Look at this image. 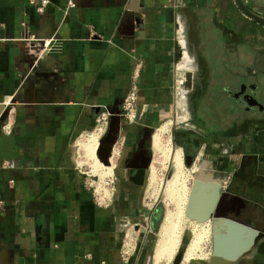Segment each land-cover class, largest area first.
I'll use <instances>...</instances> for the list:
<instances>
[{
	"label": "crops",
	"instance_id": "1",
	"mask_svg": "<svg viewBox=\"0 0 264 264\" xmlns=\"http://www.w3.org/2000/svg\"><path fill=\"white\" fill-rule=\"evenodd\" d=\"M68 1L50 0L39 12L29 0H0V264H146L139 249L121 259L116 225L133 224L142 214L153 218L143 191L152 163L147 135L179 117L173 73L180 58L184 68L192 58L204 77L200 121L189 118L198 127L180 129L192 132L194 145L186 150L178 144L181 157L201 155L221 179L228 202L220 210L240 211L246 204L257 210L262 223L249 225L258 234L238 263L251 264L256 246L264 264V121L232 120L224 79L223 115L208 116L217 74L260 71L264 91V24L246 16L236 0ZM241 1L264 16V0ZM31 32L54 37L52 50L33 66L18 41ZM213 36L221 41L208 46L209 59L202 43ZM132 85L137 121L122 122V142L113 133L117 150L112 139L100 142L102 158L119 151L111 208L97 203L75 145L93 129L99 111L121 110ZM10 104L6 133L1 124ZM202 147L206 151L197 152Z\"/></svg>",
	"mask_w": 264,
	"mask_h": 264
},
{
	"label": "rangeland",
	"instance_id": "2",
	"mask_svg": "<svg viewBox=\"0 0 264 264\" xmlns=\"http://www.w3.org/2000/svg\"><path fill=\"white\" fill-rule=\"evenodd\" d=\"M206 42V38L204 40ZM221 41L220 37H215L213 36L208 38V42L202 43V50L204 51V55H206L209 59L213 58V53L211 52L212 49H209L208 46H212L215 48V46ZM215 50V49H214ZM216 51V50H215ZM183 59L180 58L178 61H176V64L174 66V91H175V97L177 101V105L180 106L179 108L181 109V112L179 114V117H176L174 120H171L170 125L168 124V132L162 137V141L165 143L170 142V153L164 154L161 153L158 150H155L152 144V136L156 132V128L163 123L164 121H161L160 124L156 125L155 128L152 129L151 133L149 134L147 138V144L150 147V151L152 153V163L148 169V174L147 178L144 184V194L146 196L145 198V207L149 209L152 208L154 210L155 215L159 217L158 221L156 219L147 218V226L146 228L139 232L136 240V250L139 249V254L142 253L146 259V264H171L173 261V258L175 257L176 254L180 253L181 257L183 258L184 251L186 250L187 247H189L190 243L193 241L195 238L197 232L200 234V241L198 242V245L196 248H194V259L190 262H184L185 264H207L208 257L210 255V249H211V221H206V222H198L192 219H189L185 216V218H181L179 226V240H178V245L177 247L175 245L169 246L168 244L164 243V240L161 237L159 228L160 225L163 221L164 215L166 211L168 210H174L175 209V203L173 201V196L169 195L166 187H167V182L169 179L172 177V174L174 172V166H173V153L180 148L178 143L173 137V131L177 129H186L189 128V125L198 127V125L194 122V120L190 119L191 118V113L188 108V96H189V90L191 87V84L194 82L196 79V72L194 70V67L196 66V62L194 60L189 61V66L186 68L181 67L180 63ZM212 62V61H211ZM215 63L218 62V60L213 61ZM220 73V72H216ZM214 77L213 81V89H218L220 85L223 83L224 79L226 81V84H228L230 87L234 86V83L236 84L237 80L236 78L233 77V74H228V75H219L217 74ZM216 78V80H215ZM235 81V82H234ZM213 91V95H214ZM228 104L231 106H236L232 103V100L225 97L224 98ZM259 100L264 105V91L261 89L260 91V96ZM206 102V101H205ZM208 104L211 106L209 111L211 113L208 115H212V118L216 120V118L220 115H223V108H221L223 104V97L220 95L212 96L208 102ZM204 107H200V112H203ZM231 110V109H229ZM239 110V109H238ZM261 114L264 115V110L261 112ZM176 121V123H175ZM215 125H213L214 127ZM178 127V128H177ZM191 129V128H189ZM195 129V128H193ZM196 130V129H195ZM93 129L89 132H92ZM88 133V132H87ZM107 133V131H106ZM106 133L104 134L103 137L106 136ZM78 139V140H77ZM76 140V151H77V164L82 166V168L87 172V174L95 173L99 176V181L97 180V177H89L90 179L94 180L93 186L97 187L98 185L101 187H105L108 189L110 192V185L105 184V178L100 170L99 167L95 166L93 163L94 161L90 159L89 157L86 156L85 150L82 148V144L85 142H88L90 139H95L99 140L97 137L94 135L92 136H85L82 135L81 137L77 138ZM163 142V143H164ZM112 147L116 149L115 144L113 142L111 143ZM152 145V146H151ZM221 144L219 143L217 148H220ZM214 149V148H213ZM229 148L227 146L225 147V150L228 151ZM238 149V148H237ZM179 150V149H178ZM73 151V148H72ZM199 151H206L205 147L199 148L197 152ZM195 153V155L197 154ZM184 154V152H183ZM111 156V154H110ZM201 155H198V159H195L194 163L192 165H187L185 163V159L183 157L182 159V164H183V173H184V178H185V185L187 190L190 191L191 189V183L194 174L196 173V170L199 168L198 165L201 163ZM98 169V170H97ZM206 171L209 172V170L206 168ZM102 175V177H101ZM214 178H217L218 176L214 174ZM222 183L220 186V192L222 190ZM92 186V187H93ZM92 190V188H91ZM190 193V192H189ZM188 193V194H189ZM157 212H156V211ZM220 211L224 212L226 216H229V209H221ZM191 220V221H190ZM157 222V223H156ZM127 226L126 229H129L136 234V230L133 229V224H129V222H126ZM125 223V224H126ZM183 223V224H182ZM130 227V228H129ZM132 227V229H131ZM197 227V228H195ZM195 228V229H194ZM201 228V229H200ZM203 228V229H202ZM203 231H206L205 233ZM178 232V231H177ZM196 232V233H195ZM203 232V233H202ZM203 236V237H202ZM164 245L167 249L164 250L163 253L159 251V248L161 245ZM255 250H252V253ZM158 252V254H157ZM251 256V253L248 255ZM247 256H245L246 258ZM243 259V258H242ZM182 259L178 264H184Z\"/></svg>",
	"mask_w": 264,
	"mask_h": 264
},
{
	"label": "water",
	"instance_id": "3",
	"mask_svg": "<svg viewBox=\"0 0 264 264\" xmlns=\"http://www.w3.org/2000/svg\"><path fill=\"white\" fill-rule=\"evenodd\" d=\"M236 2L246 16L264 24V16L250 10L241 0H236ZM115 120L116 116L112 115L105 136L106 139H112L111 143L113 142ZM184 159L187 165H192L196 156L186 155ZM200 168L206 171L207 166L201 162ZM208 173H210V177L194 174L185 215L187 218L199 222L211 221V249L207 264H239L240 258L246 255L254 245L258 231L220 211L219 204L228 202L220 193L222 181L219 178H214L211 171ZM181 259V254L178 253L171 264H178Z\"/></svg>",
	"mask_w": 264,
	"mask_h": 264
},
{
	"label": "built area",
	"instance_id": "4",
	"mask_svg": "<svg viewBox=\"0 0 264 264\" xmlns=\"http://www.w3.org/2000/svg\"><path fill=\"white\" fill-rule=\"evenodd\" d=\"M248 1V0H244ZM50 0H29L30 4H34L36 9L39 12H43L48 5ZM68 5H73L71 0L68 1ZM23 44V52L27 53V56L30 57L31 65L37 64V62L43 58L46 54H48L52 48L54 43L53 35L50 36H42L37 33H25L21 38L18 39ZM9 102V101H8ZM10 103V102H9ZM121 110L118 113H111L107 109H102L95 115V125L93 127V131H99L102 134V137L106 133L109 125V121L112 115L116 116V120L113 125V133L117 135L119 138V142H122L123 137L120 135L122 130V122L126 121L128 123H133L137 121L140 108L138 107L137 102V88L135 85H132L131 88L125 93V95L120 99ZM14 107L10 104V108L7 110V119L4 123L1 124V129L3 132H10L11 130V121L10 115L13 112ZM119 154V151H112L111 156L104 158L103 163L108 165L111 168L112 173L105 175L104 178L105 184L110 187V195L105 196L102 190L97 191V187L93 186L94 180L90 179L91 177H97L99 181V176L95 173L86 174L89 178V187L92 188V193L96 198L97 203L104 205L106 207L114 208L113 204H111V197L114 190V170L116 167V163L114 162L115 156ZM93 186V187H92ZM102 196V197H101ZM3 204L2 199L0 198V208ZM150 208V207H149ZM147 215L142 214L138 218L137 222L133 223V229L136 230V234H134L130 229H126L127 223L126 221H120L116 227L118 234H122L121 237V245L119 248V254L123 261H127L133 256L136 252V240L139 232L143 231L147 226ZM126 223V224H125ZM130 228V227H129ZM132 229V227H131Z\"/></svg>",
	"mask_w": 264,
	"mask_h": 264
},
{
	"label": "flooded vegetation",
	"instance_id": "5",
	"mask_svg": "<svg viewBox=\"0 0 264 264\" xmlns=\"http://www.w3.org/2000/svg\"><path fill=\"white\" fill-rule=\"evenodd\" d=\"M261 74L262 73L260 71L251 73L248 68H244L233 73V77L238 79L236 84L234 83L233 87L225 90L226 85L222 83L218 89H215L214 96L218 94L222 97L225 90L228 98L232 100L234 105L236 104V106H232L231 108V113L234 115L232 116V120L238 119L241 122L247 121V124L253 121L257 126H260L263 123L264 120L261 112L264 110V107L259 100L260 91L262 89L260 85V76H262ZM194 81L195 83L193 82L191 84L189 90L188 108L191 113V118L199 122V109L201 103L200 97L202 95L200 89L203 87L201 86V83L204 81V77L196 73V79ZM191 133L192 132L177 129L173 131V137L178 144H181V146L187 150L189 147L188 145H191V142H193L194 145V137H190L191 142L188 139V135ZM147 136H149V134ZM190 154L194 155V153ZM256 212L257 210H255V208H252L246 204L242 210L230 211L228 215L229 217L244 222L245 224L257 226L255 225L257 224L255 221H258L259 224L262 222H260L257 218ZM258 228L260 229L261 227L258 226ZM254 249L255 252L252 255L251 264H260L262 260V253L256 248V246Z\"/></svg>",
	"mask_w": 264,
	"mask_h": 264
},
{
	"label": "bare ground",
	"instance_id": "6",
	"mask_svg": "<svg viewBox=\"0 0 264 264\" xmlns=\"http://www.w3.org/2000/svg\"><path fill=\"white\" fill-rule=\"evenodd\" d=\"M168 130L169 129H168L167 124H163L156 130V132L152 136V144H153L154 149L163 153L162 155H164L165 153L169 155L170 153V142L165 143L164 141H162V137L165 134H167ZM92 135L97 137L99 140L90 139L88 142H85L82 144V148L85 150L86 156L94 161L93 164L99 167V170L103 174L105 175L111 174L112 173L111 168L108 165H105V163L101 162L103 161L104 158H102L103 150L101 148L100 142H102L103 144L105 143L103 142L102 134L99 131H92L88 133L86 136H92ZM173 166H174V172L172 174V177L167 182L166 189L169 195L173 196V201L175 203V209L166 211L163 221L160 225L159 232H160L161 237H163L162 239L164 240L165 244H168L169 246L175 245L177 247L178 240H179V230L178 229L180 228L179 226H181L179 224H180L181 218H185L186 216L185 208H186V204H187L188 197L190 194L189 193L190 191L187 190L186 185H185L182 157H181V152L179 150H176L173 153ZM198 174L199 176L210 177V173L206 172L204 169L200 167L196 170V175ZM99 190H102L105 196L110 195L109 190L106 189L105 187H101L98 185L97 191ZM206 221H210V220H206ZM206 221H203V222H206ZM210 228H211V225H210ZM203 232L205 233L206 231H203ZM199 241H200V234L197 232L195 238L190 243L189 247H187L186 250L184 251L183 258H182L183 263L190 262L194 259V256H193L194 248L197 247ZM166 249L167 248L162 244L161 247L159 248V251L163 253L164 250ZM209 257H208V260L210 259Z\"/></svg>",
	"mask_w": 264,
	"mask_h": 264
},
{
	"label": "trees",
	"instance_id": "7",
	"mask_svg": "<svg viewBox=\"0 0 264 264\" xmlns=\"http://www.w3.org/2000/svg\"><path fill=\"white\" fill-rule=\"evenodd\" d=\"M157 212V211H156ZM153 218L156 219V221H158L159 217H157V215H155V212H154V215H153ZM157 223V222H156Z\"/></svg>",
	"mask_w": 264,
	"mask_h": 264
}]
</instances>
